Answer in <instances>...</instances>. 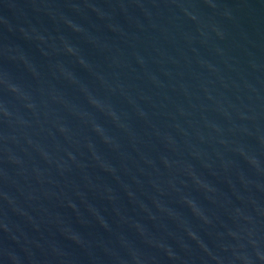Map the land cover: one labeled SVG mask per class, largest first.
<instances>
[{
  "label": "water",
  "instance_id": "obj_1",
  "mask_svg": "<svg viewBox=\"0 0 264 264\" xmlns=\"http://www.w3.org/2000/svg\"><path fill=\"white\" fill-rule=\"evenodd\" d=\"M0 264H264V0H0Z\"/></svg>",
  "mask_w": 264,
  "mask_h": 264
}]
</instances>
